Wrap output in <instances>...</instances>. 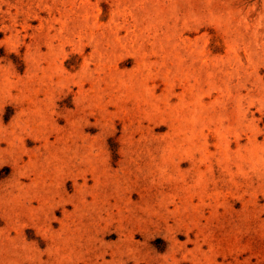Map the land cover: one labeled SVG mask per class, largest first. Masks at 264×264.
<instances>
[{"label":"rangeland","instance_id":"obj_1","mask_svg":"<svg viewBox=\"0 0 264 264\" xmlns=\"http://www.w3.org/2000/svg\"><path fill=\"white\" fill-rule=\"evenodd\" d=\"M0 264H264V0H0Z\"/></svg>","mask_w":264,"mask_h":264}]
</instances>
